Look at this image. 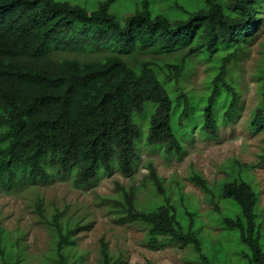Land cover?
<instances>
[{
    "label": "trees",
    "instance_id": "1",
    "mask_svg": "<svg viewBox=\"0 0 264 264\" xmlns=\"http://www.w3.org/2000/svg\"><path fill=\"white\" fill-rule=\"evenodd\" d=\"M186 1L0 0V191L69 178L83 188L115 168L130 178L143 142L180 159L197 133L218 139L240 109L233 66L264 22V0ZM200 64L209 74L202 91L189 81ZM256 78L253 132L264 129V53ZM235 164L220 195L200 174L190 179L215 213L217 198L230 205L220 224L244 264H264L260 191ZM148 169L156 200L140 206L136 190L119 186L110 202L116 222L142 227L150 248L177 244L193 248L200 264H229L221 244L205 253L198 214L174 203ZM57 213L49 220L59 236L55 263L69 264L79 221L63 225ZM15 248L0 229V264H23ZM100 261L121 263L105 242Z\"/></svg>",
    "mask_w": 264,
    "mask_h": 264
},
{
    "label": "rangeland",
    "instance_id": "2",
    "mask_svg": "<svg viewBox=\"0 0 264 264\" xmlns=\"http://www.w3.org/2000/svg\"><path fill=\"white\" fill-rule=\"evenodd\" d=\"M248 46V54L239 65L233 66L241 93L240 109L232 122L220 127L218 139H204L197 133L180 159L165 157L143 142L138 149L136 171L130 178L122 176L115 168L110 176L102 174L93 185L83 188L75 187L71 178L13 190L2 188L0 229L10 236L23 264H60L55 263L54 257L59 236L49 225L57 212L64 213L60 220L63 225L70 220L79 221V230L71 235L74 243L69 249V264H101L103 242L108 244L111 255L121 260L120 264H200L193 248L177 244L150 248L142 227L116 222L110 202L120 197L119 186L136 190L140 206L156 200L148 178L149 164H153L167 193L174 197L173 202L183 201L198 214L205 253L211 254V247L221 244L224 250H229V264H244L237 255L238 250L230 246L233 238L220 224L230 205L226 206L227 201L222 197L217 198L222 213H215V204L190 177L193 172L200 174L213 194L220 195L223 184L230 182L234 175L235 163L242 164L245 177L260 191L259 211L264 221V129L253 132L248 127L260 99L256 71L263 60L264 22L260 23L256 38ZM207 68V64H200L189 75L194 89H204L209 78ZM147 126L146 122L145 129ZM145 184L149 188H145Z\"/></svg>",
    "mask_w": 264,
    "mask_h": 264
}]
</instances>
